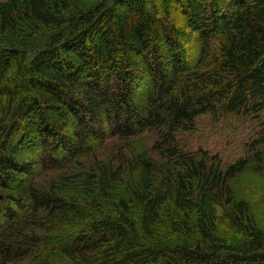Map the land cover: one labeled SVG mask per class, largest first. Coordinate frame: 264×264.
Returning a JSON list of instances; mask_svg holds the SVG:
<instances>
[{
	"label": "trees",
	"instance_id": "1",
	"mask_svg": "<svg viewBox=\"0 0 264 264\" xmlns=\"http://www.w3.org/2000/svg\"><path fill=\"white\" fill-rule=\"evenodd\" d=\"M262 112L264 0H0V264H264V122L177 140Z\"/></svg>",
	"mask_w": 264,
	"mask_h": 264
},
{
	"label": "rangeland",
	"instance_id": "2",
	"mask_svg": "<svg viewBox=\"0 0 264 264\" xmlns=\"http://www.w3.org/2000/svg\"><path fill=\"white\" fill-rule=\"evenodd\" d=\"M263 122L264 112L257 117L232 114L218 119L203 115L197 119L192 131H180L177 140L181 149L186 152L203 149L212 155H218L225 168L246 156L248 146L258 137ZM119 142L114 138L104 147L108 151H114L116 155L119 154L118 148H124ZM152 142L153 140H149V143ZM145 144L146 135L139 139L137 146L141 148ZM36 148L33 153L37 154ZM245 180L256 197L264 192V175L253 174Z\"/></svg>",
	"mask_w": 264,
	"mask_h": 264
}]
</instances>
